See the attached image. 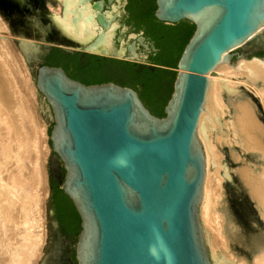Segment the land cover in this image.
<instances>
[{
    "label": "water",
    "instance_id": "water-1",
    "mask_svg": "<svg viewBox=\"0 0 264 264\" xmlns=\"http://www.w3.org/2000/svg\"><path fill=\"white\" fill-rule=\"evenodd\" d=\"M2 1L6 8H0V16L9 31L0 33V40L14 45L34 73V92L44 119L51 122L48 149L65 172L61 179L54 169L59 188L80 218L75 263L213 264L199 214L205 158L197 137L198 119L210 74L220 62L231 64L233 57L239 62H264L233 52L249 41H259L264 0H154L153 16L159 22L185 20L194 25L176 68L161 67L176 72L161 118L130 87L113 82L85 85L61 67L43 62L45 52L57 47L69 54L81 51L134 62L141 69L157 67L138 51L147 49L142 32L116 37L119 28L127 30L115 21L118 6L104 11L103 1L77 0L69 5L60 0L61 18L72 15L74 35L66 36L49 19L33 15L25 1L19 5ZM82 5L89 12L83 22L90 30L85 28L79 35ZM118 159L124 163H117ZM237 192L229 195L230 219L248 245L264 236V223ZM50 201L49 196L47 216L56 230ZM58 249L54 245L42 264H57ZM214 264L233 263L216 253Z\"/></svg>",
    "mask_w": 264,
    "mask_h": 264
},
{
    "label": "bare ground",
    "instance_id": "bare-ground-1",
    "mask_svg": "<svg viewBox=\"0 0 264 264\" xmlns=\"http://www.w3.org/2000/svg\"><path fill=\"white\" fill-rule=\"evenodd\" d=\"M19 1L22 3L25 0ZM59 1L45 0L50 23L53 28L60 30L66 36L74 35V28L70 24L72 15L62 19L57 9L51 10L53 2L55 7H59ZM76 1L67 0L66 2L73 5ZM4 6L5 3L0 0V8ZM85 14L83 10L79 15L76 31L79 35L85 28L90 30L89 24L83 22ZM4 26L0 19V30H6ZM89 33L93 34L92 31ZM78 37L81 38V36ZM14 62L9 45L2 42L0 44V117L11 125L13 136L11 151L16 156L15 160L18 161V164L23 166L26 164L23 159L26 156L29 158L31 151L36 149L34 141L41 138L43 130L36 122L34 90L32 91L28 79L19 75L15 70L17 67ZM210 78L211 82L197 125V137L205 158V179L199 208L204 240L213 264L216 253L224 260L236 261V264H264V236L257 237L254 242L246 245L242 238L240 239V235L237 236L235 233L225 199V182H230V184L236 185L237 191L243 194L241 197L250 202L257 217L264 223V62L258 60L240 61L235 68H231L227 62H220L210 74ZM232 79L235 82H232ZM239 82L253 88L252 92L256 96L254 101L246 95H240V92L248 94L246 91L237 92L231 87ZM16 116L19 117V120L15 119ZM40 147L42 146L40 145ZM45 155L46 150L41 151L40 155H36L34 158L36 162L32 161L34 166L31 167L32 172H30V174L33 173L36 190V205H34L36 207L33 206L36 213L34 211L35 215L33 214V217L31 215L32 220H36V224L33 223L34 226L36 225V230H34L36 242L34 239L33 241L38 244L37 246L35 244L36 247L34 246L33 249L29 248V250L31 249L29 252L26 247L28 245L30 247L34 243L26 236L35 232L28 231V234L27 226L21 225L22 228H19L12 225L7 233L0 235L2 244H0V264H34L35 262L34 257L39 251L38 245L43 241V229L41 230L40 227L43 226V201L47 195V189L41 167L43 161L40 163V159L43 160ZM251 158L260 164L257 163L260 166L257 171L253 170L248 163V159ZM11 161L16 163L14 160ZM25 214L28 217V213ZM23 239L29 240V243L32 241L30 245L27 240H24L23 243H28L25 247L27 250L23 246V250H21L20 246H25L21 243ZM231 242H238L240 247L244 248L243 251L246 250L248 256L254 254L251 256L252 259L250 258L251 261H248V258L244 256L236 258L232 253Z\"/></svg>",
    "mask_w": 264,
    "mask_h": 264
},
{
    "label": "trees",
    "instance_id": "trees-1",
    "mask_svg": "<svg viewBox=\"0 0 264 264\" xmlns=\"http://www.w3.org/2000/svg\"><path fill=\"white\" fill-rule=\"evenodd\" d=\"M137 13L130 17L127 24L136 31H142L155 43L156 53L148 57V63L157 67L140 68L138 64L113 58L91 56L90 62L78 68L77 57H69L55 48L43 57L49 66L62 67L72 78L85 85L113 82L134 89L144 106L155 116L164 117L163 109L172 93L175 69L181 53L194 31L188 21L165 24L153 16L154 0H134ZM51 206L60 228L75 238L80 232V218L72 204L56 182H51Z\"/></svg>",
    "mask_w": 264,
    "mask_h": 264
},
{
    "label": "rangeland",
    "instance_id": "rangeland-1",
    "mask_svg": "<svg viewBox=\"0 0 264 264\" xmlns=\"http://www.w3.org/2000/svg\"><path fill=\"white\" fill-rule=\"evenodd\" d=\"M52 8H51V10H56L57 9V11H58L59 7L56 6V7H52ZM0 19H1L2 23L5 25L4 27L6 28V22L2 19L1 16H0ZM130 27L132 28V26H130ZM8 31L9 30H7V28H6V30H0V33H2V34L5 33L6 34V32L8 33ZM131 32L139 33L141 31H136V30H134L132 28ZM259 38L264 40V31L260 33ZM2 42H5V43H7L9 45V47H10V49L12 51V55H13L14 60H15L14 63H16V67H17V69H15V68L14 69L19 73V75H23V76L26 77V79H28V83L31 85L32 91H33L34 90L33 89L34 73H31V72L28 71V66H26L21 54L19 53V51L16 49V47L14 45H12L10 42H6L4 40H0V44ZM263 48H260V47L256 46L254 42L249 41V42L245 43L243 46L235 49L233 52L245 53V54H247V57H253L254 56V57H258V58H264V51L262 50ZM238 62H239V60H237L235 57H233L232 60H231V64H229V65L232 68V65H235ZM17 64H18V66H17ZM231 81L235 82L234 79H232ZM231 87L234 88L237 92L241 91L242 89H244V90L247 91L248 94H242V92H240V95H246V97L252 99V101H254V99H256V96L252 92L253 88H251L248 85H245V84H242L241 82H239L236 85H232ZM257 88H259V87H257ZM33 98L35 99L34 111H35V115H36V122L38 123L37 125L40 126V129L43 130V134L44 135L42 134L40 139L37 138L34 141V142H36L34 144V145H36V149H33V151H31V156L29 155V158H27V156H26L25 159L27 161L25 159H23L24 160V164L26 163L25 165H23V163H22L23 166H20L21 164H18V161L15 160L16 156H14L12 154V151H11L12 150V145H13V136H12V133H11V125L8 122H6V120H4V119H2L0 117V119H2L0 121H2L4 123L3 124L2 122H0V131L2 130L1 133H0V226H1L0 227V235L3 234V233H7V231L11 228L12 225L13 226H18L19 228L20 227L22 228V226H27V228H29V230L27 229V233L28 234H29V232H32V231L36 230V228H35L36 225L35 226L33 225V223L36 220L35 221L32 220L33 219L32 218L33 214L35 215V213H36V209L34 208V207H36V206H34V205H36V200H35L36 190L34 188V183H33L34 182L33 173L30 174V172H32V168L34 166L33 165L34 162H32V161H35L34 158L36 157V155L37 154L40 155L41 151L44 152V150H46V155L43 157L44 159L43 160L40 159V163L43 161L41 163V167L43 168L42 171H43V175H44V178H45V186H46V189H47V195L45 196L44 201H43V205H44L43 206V215H42V225L43 226L40 227L41 230L43 229L42 230V232H43V241L40 243L41 245L40 244L38 245V250L39 251L37 253V256L34 257V260H35L34 264H42V261H43L44 257L47 254H49V252L53 248V245H54V242H55L54 239H53V236H52L53 229L51 227L50 218H48V216H47L46 203H47V201L49 199V196H50V198L52 196V191L49 188V183H50V178H51V170H52L53 167L55 168L57 166H60L61 163L52 154V152H50V150L48 149L47 132L51 128V122L50 121H46L44 119V114H43L42 109H41L42 106H41V103H40L39 99L37 98L35 92H34ZM15 119L19 120V117L16 116ZM40 145L42 147H40ZM11 160L16 161V163H14ZM250 160L248 159L249 165L252 166L253 170L256 169V171H257L258 167H260L259 166L260 164L258 162H256V161H254L252 158ZM37 161H38V159H37ZM257 163L259 165H257ZM229 186H231V188H228ZM235 186L236 185L230 184V182H225V191H226V198L225 199H226L227 204H228L227 205L228 213H229V209H231L230 208V204L231 203H230V200H229V198H230L229 195H230V193H233V192L236 193L237 192L236 189H235L236 188ZM14 193H16V194H14ZM50 204H51V201H50ZM14 205H17V206H14ZM23 207H24V209H23ZM51 208H52V206H51ZM34 211H35V213H34ZM31 212H33V213L30 214ZM25 213H28V217H27V214H25ZM13 214H14V216H13ZM17 215H18V217H17ZM31 215H32V217H31ZM30 218L32 220V222H31V220H29L31 223L28 221V219H30ZM21 220H23V222H21ZM34 224H36V222ZM31 225H33V226H31ZM33 228H35V229H33ZM234 229H235V233L237 234L238 230H237V228L235 226H234ZM35 235H36V232L35 233L32 232V233H30L29 236L27 235L28 237L26 236V238H28L29 240L32 239V241L34 239V241H35V239H36ZM239 235L240 234H237V236H239ZM31 236H33L34 238L31 237ZM24 240H27V239H23V241H21V243L25 242ZM29 240H27L28 243H29ZM32 241H30V243H29L30 245H31ZM34 241L32 243H34ZM28 243H23V244H25V246L21 245L20 246L21 250H23L22 246L25 248L27 246L26 244H28ZM0 244H1V239H0ZM35 244L37 246L38 243H34L30 247H29V245H28V247H26L29 252L31 251V249H33ZM64 244H66L65 240L62 241V244H60V250L58 249V252H61V250L65 247ZM26 248H25V250H27ZM29 248H31V249L29 250ZM231 248H232V253H233V255L236 258H242L243 256L248 258L246 250L243 251L244 248L240 247L238 242H231ZM253 255L254 254H251L250 258ZM248 261H251V260H248ZM232 262H234L236 264V261H232Z\"/></svg>",
    "mask_w": 264,
    "mask_h": 264
},
{
    "label": "flooded vegetation",
    "instance_id": "flooded-vegetation-1",
    "mask_svg": "<svg viewBox=\"0 0 264 264\" xmlns=\"http://www.w3.org/2000/svg\"><path fill=\"white\" fill-rule=\"evenodd\" d=\"M93 1H95V2L96 1H103V10L104 11H112V9H111V6L112 5H115V6H118L119 7V9H118L119 14L116 15L115 21H117L121 26L127 27V30L126 31H123V30H121V28H119L116 31V34H115L116 37H118V36L123 37L125 34L131 32L132 28L130 27V25L127 24V21L130 19V17L132 15L134 16L137 13V9L135 7L134 0H125V2H124V0H120V1L112 0V3H109V0H93ZM13 2L16 5H19L20 4V1L19 0H14ZM25 2H27V4H26L27 7L29 9L31 8V11L30 12H33V15H36L37 13H39L40 14V18L42 20H45L46 21L47 19H49L48 13H47V4H46L45 0H25ZM5 7H6V5L3 8H1V9H3V11H4L5 10L4 9ZM84 7H85V5H82L81 7H79L80 10H82V12L84 10ZM84 12L86 13L85 14V18H87V16H88L89 13H88L87 10H84ZM29 15H31V14H29ZM12 19L14 20L13 17H12ZM142 36L144 38V43L147 45V49H144L142 47H139L138 51H139V53H142V54H144L146 56V61L148 62V57L151 54L156 53L158 50L155 48V43H154V41H153V39L151 37L144 35L143 32H142ZM254 43H255L256 46H258L260 48H263L264 47V40H262V39H259V41L254 42ZM152 46H153V48L155 50L152 49ZM55 48H57V47H54L51 50L46 51L45 54L43 55V57L46 54L52 52V50L55 49ZM58 49H60V48H58ZM262 50L264 51V48ZM60 51H62V53L66 54L69 57H77L78 68H83L86 64H88L90 62V57L91 56H98V55L83 54L81 51H77L74 54L66 53V52H64L61 49H60ZM126 54H128V53L126 52ZM99 57H102V56H99ZM102 58H110V57H102ZM118 60H120V59H118ZM66 74L71 79H74L71 76H69V74L67 72H66ZM74 80H76V79H74ZM76 81H79V80H76ZM54 169H57L58 170V172L61 175V179H62V177L64 176V173H65L64 170H63V168H62V164L60 166H57L55 168L54 167L52 168V170H51V178H50V183H49V187H50V190L51 191H52V186H51V182L52 181L56 182L57 185H58V189H60L59 188V184H58V181L60 180V178L56 176V174L54 172ZM54 219H55V216H54ZM57 225H58L57 229L56 230L53 229V232H52V236H53V239L55 241L54 242V245H57L59 247V250H60V244H62V241H64V240L66 241V244H64L65 247L61 250V252H58V255L55 257L56 258V261H57V264H76L75 263V259H74V254H75V250H74L75 238H73L72 236H68L60 228L58 222H57ZM49 254H50V252H49Z\"/></svg>",
    "mask_w": 264,
    "mask_h": 264
},
{
    "label": "clouds",
    "instance_id": "clouds-1",
    "mask_svg": "<svg viewBox=\"0 0 264 264\" xmlns=\"http://www.w3.org/2000/svg\"><path fill=\"white\" fill-rule=\"evenodd\" d=\"M117 163H121V164H122V163H124V161L118 159V160H117Z\"/></svg>",
    "mask_w": 264,
    "mask_h": 264
}]
</instances>
